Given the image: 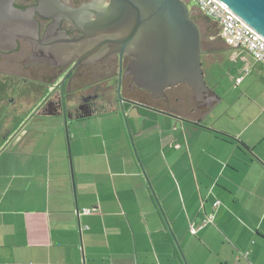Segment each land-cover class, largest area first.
Returning a JSON list of instances; mask_svg holds the SVG:
<instances>
[{
	"label": "crops",
	"instance_id": "1",
	"mask_svg": "<svg viewBox=\"0 0 264 264\" xmlns=\"http://www.w3.org/2000/svg\"><path fill=\"white\" fill-rule=\"evenodd\" d=\"M208 43L202 63L215 101L204 116L193 96L174 110L140 106L123 120L112 106L72 122L73 177L54 138L2 139L0 149L37 144L0 150V264H264V69L221 35ZM225 50L239 68L222 84L211 65ZM48 124L63 125L27 127ZM169 157L192 175L176 184L174 205L162 180ZM86 208L96 210L78 215ZM209 214L213 223L193 235Z\"/></svg>",
	"mask_w": 264,
	"mask_h": 264
},
{
	"label": "flooded vegetation",
	"instance_id": "2",
	"mask_svg": "<svg viewBox=\"0 0 264 264\" xmlns=\"http://www.w3.org/2000/svg\"><path fill=\"white\" fill-rule=\"evenodd\" d=\"M60 2L71 12H57L38 0L13 3L17 47L0 51V62L7 63L8 56L16 55L21 70L0 69V139L40 133L27 129L24 121L56 118L71 125L96 118L105 108L119 109V97L138 103L133 108L123 102L125 111L140 106L171 109L179 102L178 94L167 92L170 88L163 97L152 98L135 86L127 75L130 58L123 57L120 64L116 54L100 50L103 37L82 39L86 22L96 20L100 14L102 0ZM212 102L210 93L199 102L203 116Z\"/></svg>",
	"mask_w": 264,
	"mask_h": 264
},
{
	"label": "water",
	"instance_id": "3",
	"mask_svg": "<svg viewBox=\"0 0 264 264\" xmlns=\"http://www.w3.org/2000/svg\"><path fill=\"white\" fill-rule=\"evenodd\" d=\"M14 1L0 0L2 52L17 47ZM38 1L51 5L57 12H71L60 0ZM218 1L264 38V0ZM100 4L96 20L89 19L85 24L83 40L103 37L100 50L116 54L120 64L123 57L130 58L127 75L153 98L163 97L171 87L186 85L196 101H203L210 89L202 70L201 34L186 1L102 0ZM117 94L120 95V88ZM211 99L215 101L212 95ZM123 102L133 108L138 106L131 99L119 97V109L124 116Z\"/></svg>",
	"mask_w": 264,
	"mask_h": 264
},
{
	"label": "rangeland",
	"instance_id": "4",
	"mask_svg": "<svg viewBox=\"0 0 264 264\" xmlns=\"http://www.w3.org/2000/svg\"><path fill=\"white\" fill-rule=\"evenodd\" d=\"M187 7H188V10L190 12H192L193 20L196 22V24L199 27V30L201 32V40H202L201 41V47H202L203 52H205L210 47V45L208 43V37L210 36V34L215 36L216 41L220 40V38L218 36V28L215 24L208 22V20L209 21H212V20H210V19L206 20L205 18H203L201 16L195 15L193 12L195 5L193 3L187 2ZM230 52H232V51L225 50V51H220V52L216 53V56H218V57H216L217 62L214 63L213 65H211V69L213 70L214 75H216V77L218 78V80H220V82L222 84H225V82H227L226 77L229 75V72H234L237 68H239V64H236V62H234V60H232L230 58V54H231ZM7 58H8L7 63H4L2 61L0 62V69L21 70V67H20L19 62H18V56L10 55ZM202 58H203V55H201V62H202ZM261 68H263V67H261ZM205 69H206L205 64L202 63L204 80H205L206 85L208 86L210 84V82L208 81L207 78H205V74H204ZM167 92L169 94H175L176 93V94H178L179 97H181L179 102L173 103L171 105V108H173V110L176 108L175 106H178L180 103L184 102L183 99L186 98V99L190 100V98L191 97L193 98V96H194L191 89H189L186 85H178V87H172ZM131 109L132 108L128 109V111H130ZM166 109H169V107H167ZM119 111H120V109H119ZM135 111H137V110H135ZM120 113H121V111H120ZM127 114L128 113L126 112V116H127ZM121 115H122V119L126 120V117H124V115L122 113H121ZM27 122L29 124V123H31V121H24V123H26L25 127L27 129H29L27 127ZM15 123L16 122H12V125H14ZM74 127L71 128L70 125H66V127H65L64 124L62 126L48 124V125L41 126L40 127V133L37 134V135L43 137V139H44L43 140L44 142L43 143L41 142L39 144V146L40 145L44 146L46 144L47 140L49 141L52 138H54V141H55L54 142V149L60 154L64 152L67 154L68 157L70 156L69 158H70L71 169H72L71 170L72 177L74 176V173H73V149H72L71 139L74 136L73 135ZM10 128H8V129H10ZM128 137H129L132 148H134L133 144H132V137L129 133H128ZM19 138L16 136L14 141L18 140ZM2 141L3 140L0 139V143ZM151 142L152 141L149 142L147 140V142H145L146 147H147V145H150V147H152L153 143H151ZM19 144H17L16 142H11V144L8 147H6V148L1 147V149H4V152L2 155H5L8 152H16V151H24V152H28V153L30 151L32 152L35 149V145L37 144V142H34V143L32 142L31 144H28L24 148L19 147ZM45 149H46V147H45ZM39 150H40V148H39ZM169 150L170 149H168V151ZM171 152H173V151H171ZM182 162H183V164H181V161L180 162H178V160L175 161L174 157H169V159L167 160V168H166L167 170L165 171L166 175L162 177V180L165 181L164 183L166 186L167 197L172 199L171 200L172 205H174L179 200V198L175 196L176 184H178V185L181 183L185 184V183L189 182L191 177H192L191 174H189L190 175L189 177H186V175H184V174L182 175L180 172H178V171L183 170V168L181 167L182 165H184V167H186L187 170L189 169V165H187V161L183 160ZM183 171L185 172L186 170H183ZM188 173H191V170ZM182 177H184V179ZM185 177L187 180L185 179ZM186 195H187V193H186ZM183 197L185 198V193H184ZM165 209H167V208L165 207ZM167 210L169 211V209H167ZM166 214H168L167 211H166Z\"/></svg>",
	"mask_w": 264,
	"mask_h": 264
},
{
	"label": "built area",
	"instance_id": "5",
	"mask_svg": "<svg viewBox=\"0 0 264 264\" xmlns=\"http://www.w3.org/2000/svg\"><path fill=\"white\" fill-rule=\"evenodd\" d=\"M193 3L198 11L212 20L219 28L220 35L228 47L245 51L257 64L264 68V38L252 27L243 22L236 14L224 7L218 0H184ZM248 70L246 69L245 73ZM241 78L236 82L240 83ZM219 202L214 203L217 207ZM96 209H82L78 215H89ZM213 223V215L204 217L199 227H191L190 232L195 235L197 231L207 224ZM18 264V263H15Z\"/></svg>",
	"mask_w": 264,
	"mask_h": 264
},
{
	"label": "trees",
	"instance_id": "6",
	"mask_svg": "<svg viewBox=\"0 0 264 264\" xmlns=\"http://www.w3.org/2000/svg\"><path fill=\"white\" fill-rule=\"evenodd\" d=\"M207 18V17H206ZM206 20H208V18L206 19ZM208 22H209V20H208ZM216 25V24H215ZM217 28H218V26H217ZM218 35H219V38H220V31H219V29H218Z\"/></svg>",
	"mask_w": 264,
	"mask_h": 264
}]
</instances>
